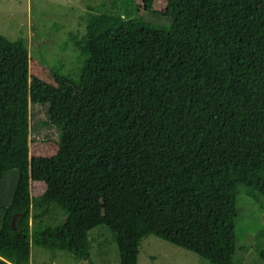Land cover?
<instances>
[{
	"label": "trees",
	"instance_id": "16d2710c",
	"mask_svg": "<svg viewBox=\"0 0 264 264\" xmlns=\"http://www.w3.org/2000/svg\"><path fill=\"white\" fill-rule=\"evenodd\" d=\"M117 1L89 6L62 41L80 64L53 65L63 82L37 100L40 124L57 128L51 155H29L27 39L0 33V180L16 170L0 264H29L30 244L95 264L89 230L100 224L119 264H137L148 234L242 264L240 188L264 197V0H132L126 15ZM34 180L44 188L32 195Z\"/></svg>",
	"mask_w": 264,
	"mask_h": 264
},
{
	"label": "rangeland",
	"instance_id": "374dc122",
	"mask_svg": "<svg viewBox=\"0 0 264 264\" xmlns=\"http://www.w3.org/2000/svg\"><path fill=\"white\" fill-rule=\"evenodd\" d=\"M105 1V4L102 2ZM118 0L119 10L125 14L126 2ZM163 0H154V8ZM113 0H0V33L9 38L24 36L29 49V155H51L57 148V128L43 126L40 121L47 116L44 105L38 99L48 100L51 90L63 82L62 73L53 65L63 66L64 72H74L80 64L77 51L62 45L63 39L73 29H82L83 15L89 6L101 10H112ZM145 18L157 19L151 11L144 10ZM166 19V18H163ZM43 99V100H44ZM16 180V170L5 172L0 180V204H6ZM31 181L30 192L38 194L44 183ZM239 214L235 221V257L242 258V264H264L254 248L255 234L264 231V197L256 199L240 188L238 199ZM1 216V207H0ZM90 257L95 264H119L117 244L105 224L89 230ZM264 243V237H262ZM31 264H87L84 260H74L68 250H56L54 259L49 258V250L30 244ZM137 264H212L192 250L178 246L155 234H148L141 240Z\"/></svg>",
	"mask_w": 264,
	"mask_h": 264
},
{
	"label": "water",
	"instance_id": "95a60500",
	"mask_svg": "<svg viewBox=\"0 0 264 264\" xmlns=\"http://www.w3.org/2000/svg\"><path fill=\"white\" fill-rule=\"evenodd\" d=\"M12 223L15 222V216L12 217V220H11Z\"/></svg>",
	"mask_w": 264,
	"mask_h": 264
},
{
	"label": "crops",
	"instance_id": "0c3cea01",
	"mask_svg": "<svg viewBox=\"0 0 264 264\" xmlns=\"http://www.w3.org/2000/svg\"><path fill=\"white\" fill-rule=\"evenodd\" d=\"M34 181H38V182H41L40 180H34ZM43 183V182H42ZM2 214V213H1ZM0 219H1V216H0ZM29 264H31V262H29Z\"/></svg>",
	"mask_w": 264,
	"mask_h": 264
}]
</instances>
